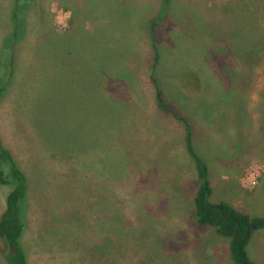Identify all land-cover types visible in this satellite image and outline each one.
I'll use <instances>...</instances> for the list:
<instances>
[{
    "label": "rangeland",
    "instance_id": "374dc122",
    "mask_svg": "<svg viewBox=\"0 0 264 264\" xmlns=\"http://www.w3.org/2000/svg\"><path fill=\"white\" fill-rule=\"evenodd\" d=\"M51 2L27 12L0 99V139L28 184L27 263L232 264L229 240L193 219L197 170L173 114L190 123L209 201L264 218V170L253 190L240 183L264 169V0H169L153 38L161 0H55L72 11L66 29ZM248 252L264 264V229Z\"/></svg>",
    "mask_w": 264,
    "mask_h": 264
},
{
    "label": "trees",
    "instance_id": "16d2710c",
    "mask_svg": "<svg viewBox=\"0 0 264 264\" xmlns=\"http://www.w3.org/2000/svg\"><path fill=\"white\" fill-rule=\"evenodd\" d=\"M34 0H15L10 12L11 31L1 44L0 53V99L4 96L11 81L14 68L15 49L26 35V15ZM169 0H161L158 18H152L147 28L153 38L154 28L167 11ZM62 47L59 52L61 53ZM152 63L149 77L155 87L156 105L160 111L172 113L158 87L156 68L160 54L155 41L151 43ZM174 118L185 126V147L192 158L198 176V189L194 196L193 219L201 228L210 227L216 233L229 240V255L232 264H255L249 257L248 246L255 231L264 229V218L250 217L245 212L224 202L211 203V190L208 182V170L205 163L193 150L192 128L186 117L173 114ZM0 185L11 187L5 199L4 211L0 214V257L4 264H28L21 237L25 229L27 201V178L18 168L11 152L0 139Z\"/></svg>",
    "mask_w": 264,
    "mask_h": 264
},
{
    "label": "clouds",
    "instance_id": "9594fccd",
    "mask_svg": "<svg viewBox=\"0 0 264 264\" xmlns=\"http://www.w3.org/2000/svg\"><path fill=\"white\" fill-rule=\"evenodd\" d=\"M48 11L50 14L54 15V22L59 27L64 29L68 27V21L72 17L71 10L65 11L63 9H59L55 3V0H52ZM262 170L264 169H262L260 165H249V168L245 171V175L240 178L241 186L248 189L249 191L253 190L258 184V178L260 177ZM222 178L228 179L227 176Z\"/></svg>",
    "mask_w": 264,
    "mask_h": 264
},
{
    "label": "crops",
    "instance_id": "0c3cea01",
    "mask_svg": "<svg viewBox=\"0 0 264 264\" xmlns=\"http://www.w3.org/2000/svg\"><path fill=\"white\" fill-rule=\"evenodd\" d=\"M36 0H34L33 1V3L35 2ZM14 2H15V0H9V4H8V7H7V11H8V14H7V17H8V20H9V18H10V12H11V9H12V7H13V5H14ZM32 3V4H33ZM31 7H32V5H31ZM30 7V8H31ZM30 10V9H29ZM9 22H10V20H9ZM11 25V24H10ZM11 31V30H10ZM6 37V35L3 37V38H1L0 37V53H1V44H2V41H3V39Z\"/></svg>",
    "mask_w": 264,
    "mask_h": 264
}]
</instances>
